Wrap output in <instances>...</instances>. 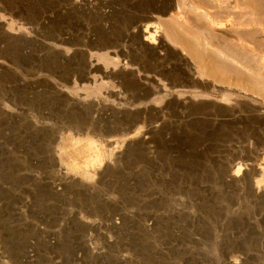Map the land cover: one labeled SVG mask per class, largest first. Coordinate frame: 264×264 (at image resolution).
<instances>
[{"label":"rangeland","instance_id":"374dc122","mask_svg":"<svg viewBox=\"0 0 264 264\" xmlns=\"http://www.w3.org/2000/svg\"><path fill=\"white\" fill-rule=\"evenodd\" d=\"M204 1L0 0V264H264V30Z\"/></svg>","mask_w":264,"mask_h":264},{"label":"bare ground","instance_id":"6f19581e","mask_svg":"<svg viewBox=\"0 0 264 264\" xmlns=\"http://www.w3.org/2000/svg\"><path fill=\"white\" fill-rule=\"evenodd\" d=\"M202 1H204V0H202ZM207 1H210V0H206V1H204V2H207ZM219 2H220V0H218ZM217 1V2H218ZM222 1V0H221ZM225 1L227 2V0H224V2L223 3H225ZM212 2V1H211ZM229 2H231L232 4H231V6H223V12L225 13V14H227V15H230V14H232V13H235L234 14V19H233V21L231 20V22L229 23V22H226V23H219V25L220 26H223V27H226L227 25H229V24H232V25H234V26H236V27H238V29L239 28H242V27H249V26H256V30H264V0H228V3ZM208 3H210V2H208ZM212 3H214V2H212ZM222 3V2H221ZM156 6V5H155ZM159 6V5H158ZM201 6V5H200ZM204 7H205V5H204ZM222 7V6H221ZM207 8V7H206ZM179 9H180V7H178V5L175 7V10H177L178 12H179ZM233 9H235L236 11H234ZM200 14V13H199ZM224 14V15H225ZM250 15V18L248 19V18H246V19H244V16L245 15ZM170 15H173V10H170ZM215 15H213L212 17H214ZM105 17V16H104ZM202 17V16H201ZM231 17V16H230ZM248 17V16H247ZM236 18V19H235ZM201 19V18H200ZM225 19V18H224ZM223 19V20H224ZM186 20V19H185ZM206 20V19H205ZM226 20V19H225ZM228 20V19H227ZM186 21H188V20H186ZM208 21V20H207ZM216 22H217V20H215ZM183 22V21H182ZM155 23V22H154ZM188 22H186V23H183L181 26H177V28H176V33H177V35L175 36L176 37V41H180V43H182L181 45H183L182 46V48H184V50L186 51V52H184V51H182V53L184 54V53H189L190 54V56L192 55V57H194L195 59H197L198 61H200L201 62V60H202V57L204 58V56H202L204 53V49L199 45V43H195V41L193 40L192 41V38L190 39V37H192L191 36V33H192V29L190 28V26L187 24ZM149 24V23H148ZM148 24H146V25H148ZM150 25H151V23H150ZM149 26V25H148ZM148 26H146V28L144 29V31H145V33H148L147 35H146V37H145V41L147 42V45H151V46H148V49H150L152 52H154V54L156 53H161L162 52V50L160 49V48H162L165 44H166V42L168 43V39H172L173 38V35H172V33H171V31H170V29L169 28H166V29H164V32H165V38H158V36H160V34H159V31L158 30H156V29H154V30H148ZM210 26V25H209ZM234 26H233V29L232 30H234ZM151 27H155V26H151ZM159 27V26H158ZM178 27H181L180 29L178 28ZM255 28V27H254ZM169 29V30H168ZM208 29V28H207ZM237 29V30H238ZM252 29V28H251ZM178 30V31H177ZM180 30V31H179ZM227 30V29H226ZM243 30V29H242ZM255 32V31H254ZM256 33H258L257 31L255 32V34ZM193 34V33H192ZM208 34V33H207ZM240 37V36H239ZM243 37V36H242ZM197 39V38H196ZM242 39V38H241ZM173 40V39H172ZM257 41V40H256ZM262 42V41H261ZM165 43V44H164ZM230 43V42H229ZM199 45V48H198V46L197 45ZM238 44V43H237ZM154 45H158V46H154ZM245 45V44H244ZM246 46V45H245ZM258 46H260V45H258ZM239 47H241V46H239ZM242 47H244V46H242ZM253 47V46H252ZM146 48V47H145ZM199 50H198V49ZM204 50L202 53L203 54H201V52H200V50ZM241 49V48H240ZM239 49V52L241 51ZM252 49V48H251ZM255 49H256V47H255ZM250 50V49H249ZM253 50V49H252ZM226 51V50H225ZM237 51V50H236ZM254 51V50H253ZM216 52V51H215ZM227 52V51H226ZM226 52H225V54H226ZM249 53V52H248ZM155 54V55H156ZM205 54H206V51H205ZM223 54V53H222ZM239 54V53H238ZM247 54V53H246ZM207 55V54H206ZM248 55V54H247ZM239 56H241V53H240V55ZM159 57V56H158ZM242 58H243V56H241ZM211 58V57H210ZM212 58L214 59V60H216V61H213V62H215L214 64H213V66L211 67V70H212V72H213V70H216L215 68V66L217 65V63H218V60H217V58L216 57H213L212 56ZM229 58V57H228ZM241 58V59H242ZM247 58H248V60H249V57L247 56ZM247 58H246V60H247ZM231 59V58H230ZM210 60V59H209ZM223 60V59H222ZM229 60V59H228ZM240 59L238 58V60H237V57H236V59L235 58H233L232 57V59H231V61L233 62V63H238V64H241L242 65V67L243 66H245V64H247L245 61H243V62H245L244 63V65H243V62H241V61H239ZM211 62H212V59L210 60ZM230 61V60H229ZM254 61V60H253ZM199 62V63H200ZM221 62V61H220ZM250 62V61H249ZM252 62V61H251ZM255 62H256V60H255ZM222 63V62H221ZM253 63V62H252ZM182 64V63H181ZM211 64V63H210ZM220 64V63H219ZM219 64H218V66H219ZM235 64V65H236ZM248 64H251V63H248ZM183 65H185V64H183ZM225 65V64H224ZM253 65V64H252ZM201 66V65H200ZM218 66H217V68H218ZM246 66H248V65H246ZM239 67V66H238ZM241 67V68H242ZM251 67V66H250ZM181 69H183L184 68V66H181L180 67ZM203 68V67H202ZM212 68H214V69H212ZM223 68H225V66H223ZM178 69V68H177ZM221 69V68H220ZM207 70V69H206ZM210 71V70H209ZM217 71V70H216ZM215 71V72H216ZM234 71V70H233ZM226 72V71H225ZM214 73V72H213ZM225 74V73H224ZM227 74V73H226ZM225 74V75H226ZM226 77V76H225ZM243 77V76H242ZM145 90V89H144ZM136 128V127H135ZM137 133V132H136ZM134 136V135H133ZM138 136V135H137ZM131 137H132V135H131ZM136 137V136H135ZM134 138V137H133ZM116 140V139H115ZM254 173L256 174V175H258V177L259 178H257V179H261L262 180V182L264 181V166H262V167H257V168H254ZM236 176L237 174H236V172H233V174H232V176ZM262 185H261V182H258V184H257V189H260V187H261ZM262 188H263V186H262ZM235 257V256H234ZM238 258V257H237ZM235 259H236V257H235ZM237 261H238V259H236ZM236 260H231V264H237V263H239V261L237 262ZM246 262V261H245Z\"/></svg>","mask_w":264,"mask_h":264},{"label":"crops","instance_id":"0c3cea01","mask_svg":"<svg viewBox=\"0 0 264 264\" xmlns=\"http://www.w3.org/2000/svg\"><path fill=\"white\" fill-rule=\"evenodd\" d=\"M189 59H191V60H193L194 59V61H198L197 59H195V58H192L191 56H190V58ZM204 60H206V58L204 59ZM204 60H202V62H204ZM198 62H200V61H198ZM201 63V62H200ZM177 73H179V76H182L181 75V73L178 71ZM187 80V78L185 79V78H183V76H182V78H180V77H178L177 76V78H175V81H186Z\"/></svg>","mask_w":264,"mask_h":264}]
</instances>
